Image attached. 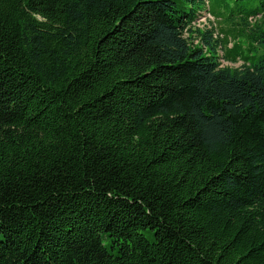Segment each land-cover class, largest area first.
I'll list each match as a JSON object with an SVG mask.
<instances>
[{"label":"trees","instance_id":"1","mask_svg":"<svg viewBox=\"0 0 264 264\" xmlns=\"http://www.w3.org/2000/svg\"><path fill=\"white\" fill-rule=\"evenodd\" d=\"M237 1L0 0V264H264V0Z\"/></svg>","mask_w":264,"mask_h":264},{"label":"rangeland","instance_id":"2","mask_svg":"<svg viewBox=\"0 0 264 264\" xmlns=\"http://www.w3.org/2000/svg\"><path fill=\"white\" fill-rule=\"evenodd\" d=\"M262 0H238L237 4L239 5L238 8L235 10V15H239L237 13L243 12L245 10L247 11H258L260 12V3ZM211 8V7H210ZM208 11L212 14L213 18L211 16H205V17H199L196 21L199 26L203 27L204 24L207 23H213L214 25V33L217 34L215 38H218L222 41V49L219 51V55L223 56L221 57L220 61L222 66H229L232 68H240L242 65L245 64V61L239 57V55L235 54L234 51V45L243 46V42L240 41L237 38V33L239 32L240 28L236 24H231L230 26L225 24L220 18H217L211 11V9H208ZM207 12V11H205ZM204 16V15H203ZM206 18V19H205ZM196 43H198V40H195ZM244 47L248 48V44L245 43ZM225 54L228 57H225ZM235 57L237 58L235 62L231 61V58Z\"/></svg>","mask_w":264,"mask_h":264},{"label":"bare ground","instance_id":"3","mask_svg":"<svg viewBox=\"0 0 264 264\" xmlns=\"http://www.w3.org/2000/svg\"><path fill=\"white\" fill-rule=\"evenodd\" d=\"M207 12H204L203 14H202V16L201 17H205V16H211L212 18H213V16H212V14L208 11V9L206 10ZM204 15V16H203ZM206 19V18H205ZM196 22V21H195ZM214 27V26H213ZM198 29V28H197Z\"/></svg>","mask_w":264,"mask_h":264}]
</instances>
